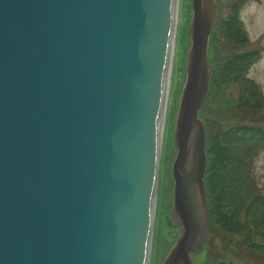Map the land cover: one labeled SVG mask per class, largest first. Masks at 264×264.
I'll list each match as a JSON object with an SVG mask.
<instances>
[{"label":"water","instance_id":"water-1","mask_svg":"<svg viewBox=\"0 0 264 264\" xmlns=\"http://www.w3.org/2000/svg\"><path fill=\"white\" fill-rule=\"evenodd\" d=\"M164 264L209 240L207 128L218 5L190 0ZM174 0H0V264H147Z\"/></svg>","mask_w":264,"mask_h":264},{"label":"trees","instance_id":"trees-1","mask_svg":"<svg viewBox=\"0 0 264 264\" xmlns=\"http://www.w3.org/2000/svg\"><path fill=\"white\" fill-rule=\"evenodd\" d=\"M238 9L236 4L229 19L218 20L216 29L226 43L218 42V32L211 38L210 59L214 76L210 97L218 90L222 98H228L225 105L228 114L241 107L249 108L244 112L256 113L263 105L262 93L250 80L242 77L253 64V57L247 54L227 55L229 48L243 47L248 42ZM218 50L224 53V58L219 59ZM235 102L238 104L232 108ZM217 124L218 132L211 133L208 126L206 186L210 237L220 230L224 241L228 242V250L223 251L221 260L211 261L213 258L208 253L209 262L206 264H248L243 258H238L239 253L234 249L236 245L232 243L238 238L242 244L240 249L264 256V195L251 176L252 156L264 146V127L247 125L244 121L237 125Z\"/></svg>","mask_w":264,"mask_h":264},{"label":"rangeland","instance_id":"rangeland-1","mask_svg":"<svg viewBox=\"0 0 264 264\" xmlns=\"http://www.w3.org/2000/svg\"><path fill=\"white\" fill-rule=\"evenodd\" d=\"M217 1L219 6V19L223 18L224 20L229 19L233 15L232 11L234 6L236 4L239 5L238 17L248 38V42L243 47L229 48L227 55L247 54L252 56L254 54L253 64L247 74H243L242 77L250 80L258 87L262 93L263 105H261L259 112L256 113L244 112V109L249 110V108L241 107L236 108L232 112L235 115L232 113L228 114L225 105H227L229 100L228 98H222V95L217 90L210 97L208 107L200 113V117L210 126L211 133L212 131L218 132L217 123H221L222 126H227L230 124L237 125L244 121L247 125L264 127V0ZM192 19L193 13L190 0H180L175 49L170 75L171 84L162 135L150 264H164L180 234V230L169 227V219H171V213L173 211L174 180L172 169L177 155L174 139L175 129L180 102L187 80V56L191 48L190 28ZM216 32H218V42L226 43L220 31L216 29ZM218 51L219 59L224 58V53L220 50ZM233 93L237 96L235 89ZM236 104L238 103L235 102L232 108H235ZM252 158L251 176L260 193L264 195V146L258 152L254 153ZM219 232L220 230H217L215 234L211 235L209 245L198 257H193L194 264H206V262H209V258L207 257L208 253L213 258L211 261L221 260L220 257L223 256V251L226 249L228 242L224 241V236ZM232 244L233 246L236 245L234 249L237 251V254L239 253L238 258H243L248 264H264L263 255L248 253L245 249H240L239 246L242 244L238 238Z\"/></svg>","mask_w":264,"mask_h":264},{"label":"bare ground","instance_id":"bare-ground-1","mask_svg":"<svg viewBox=\"0 0 264 264\" xmlns=\"http://www.w3.org/2000/svg\"><path fill=\"white\" fill-rule=\"evenodd\" d=\"M179 1L180 0H174V7H173V12H174L173 20H174V26L175 27H174V30L172 33V38H171L169 50H168L165 89H164V93H163V103H162L159 130H158L159 156H160V152H161L163 128H164V122H165V116H166V110H167V102H168V95H169L170 84H171L170 75H171V67L173 64V56H174V49H175L176 29H177L178 14H179ZM156 186H157V184H156ZM149 262H150V260H148L147 264H149Z\"/></svg>","mask_w":264,"mask_h":264}]
</instances>
